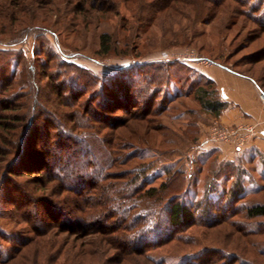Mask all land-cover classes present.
Returning <instances> with one entry per match:
<instances>
[{"label": "trees", "instance_id": "16d2710c", "mask_svg": "<svg viewBox=\"0 0 264 264\" xmlns=\"http://www.w3.org/2000/svg\"><path fill=\"white\" fill-rule=\"evenodd\" d=\"M1 1L0 28L3 30L0 34L6 35L15 43L34 29L33 23L40 16L35 7L39 0H29L27 6L20 4L23 0H15L13 3H8L12 0ZM81 1L82 5L101 11L105 9L107 1L115 14L117 3H124L132 13L131 8L134 7L137 11L134 13V21L139 23L137 29L143 28L147 32L152 26L162 25L160 28L163 35L180 40V45H184L188 37L192 39L199 36L200 33L194 29L199 23L210 24L221 15H225L228 21L235 14L251 17L254 23L264 29V9L261 8L264 2H259L258 8H252L251 4L250 13L243 10L248 2L242 0ZM14 24L16 28L12 26ZM174 26L178 30H174ZM99 38L100 54L109 55L113 51L109 35L102 33ZM34 60L38 58L35 57ZM242 61L252 66L251 71L257 69L260 62L264 61V46L244 56ZM48 63L49 60L42 63V66H49ZM61 64L65 65L63 61ZM175 65L176 62L167 64L168 67ZM215 65L249 78L264 93V66L259 68L261 74L256 78L249 72L227 65ZM178 68L177 72L181 76L176 71L172 74L168 70L156 72L152 69V75L147 81L132 89L131 82L127 79L122 82L121 79H116L117 76L116 83L109 90L103 87L104 83L101 81V91H107L110 95L106 100L98 102L97 108H93L91 93L100 78L90 70L77 67L80 80L74 77L73 84L67 90L55 83L49 85V91L43 95L39 81L51 76L47 73L42 75L40 65L35 66L34 61H30L23 51L0 50V69L4 74L0 81V191L3 186L12 189L11 193L5 192V201L13 208L10 214L23 223L30 224L32 219L40 221L41 217V214L31 210L21 211L25 206L31 207L32 204L39 203L44 208L42 227L33 229L32 239L20 245L15 257L0 264H9L19 254L20 258L13 264H25L30 251L35 253V257L42 254V264H58L56 261L62 259L71 235L87 238V242L81 243V249L76 252L71 250L66 253L63 261L69 260L68 256L72 260L68 264H105L106 260L102 258L106 247L117 250L107 259V264H165L163 260L155 261L147 252L167 247L171 243L181 250L188 248L185 264H235L239 253L241 256L247 254L246 246L253 247L247 239L252 232L246 231L245 224L239 223L237 218L240 214L247 220L264 217V204L241 203L243 196L247 195L244 194L246 184L252 183V178L243 182L242 176L248 172L241 168L239 161L238 164L230 161L217 162L213 158L208 167L210 178L207 179V183L211 185L205 187L200 200L192 206L180 200L181 194L186 191L183 171L166 170V179L157 187L145 189L144 168L121 167L139 155L138 147L132 142L133 135L162 130L160 125L156 126L152 121V127H149L148 116H158L164 107L137 112L136 98L131 95L137 94V88L140 92L147 93V101H152L155 94L163 91L162 88L168 90L177 82L175 96L180 94L178 90H182L185 97L192 95L198 103L199 112L216 118L225 108L226 105L219 100L212 81L188 66L181 65ZM126 70L132 69L127 66ZM140 70L142 71V67ZM140 70L135 67L136 74L144 73V69L142 72ZM121 73L125 75L124 72ZM60 77L58 75L56 80H62ZM63 84L64 81V87ZM166 94L165 97L170 102V97ZM41 96L47 104L42 110L44 123L40 127L35 124V120L41 115L36 109L41 106V101L38 100ZM6 99H11V102L3 103ZM17 100L23 103H16ZM16 106L20 111L11 113ZM35 110L37 114L34 113ZM116 111H122L126 116H116ZM188 126L189 129L193 127L191 132L195 135L196 121H189ZM126 149L132 152L125 155L123 152ZM258 162L264 176V155H259ZM23 175L33 177L34 180L29 184L36 183L38 188L33 190L24 187L26 185L17 179ZM227 175L234 178V183L229 191L211 201L208 196L216 193V182ZM1 209L3 207H0V211ZM196 224L209 230L215 229L214 233L203 238V241L208 240L213 244L206 242L202 247L191 236L186 235L188 228ZM52 230V237L65 233V240L58 244L54 238H46ZM263 230L264 228L258 231L263 233ZM118 232L127 245L120 244L119 237L115 235ZM218 233L222 239L218 238ZM90 236L100 237L88 239ZM220 240L225 244H222V248L215 246ZM225 247L233 248L239 253ZM257 254L264 258V252ZM254 256L256 254L239 264H255L258 260Z\"/></svg>", "mask_w": 264, "mask_h": 264}, {"label": "rangeland", "instance_id": "374dc122", "mask_svg": "<svg viewBox=\"0 0 264 264\" xmlns=\"http://www.w3.org/2000/svg\"><path fill=\"white\" fill-rule=\"evenodd\" d=\"M5 1L8 2L10 0ZM28 1L23 0L20 4L27 6L29 4ZM242 1L248 2L243 7V10L250 11V13L251 4L253 5L252 8H258V3L264 2V0ZM1 2L0 0V5ZM13 2L16 1L12 0L8 3ZM37 2L35 7L40 16L33 23L34 29L15 43H12L6 35L0 34V50L23 51L30 61H34L35 66L40 65L39 70L42 71V75L47 73L51 76L49 79L44 78V80L41 79L39 81L43 95L49 91V85L55 83L60 88L62 87L67 90L73 84L72 80L74 77L80 80L81 76L76 69L77 67L88 69L100 78V81L95 84L94 92L91 93V105L95 108L98 102L106 100V97L110 95L107 91L105 93L101 91L100 84L102 82L104 83L103 87L109 90L111 85L116 83L115 77L117 76L116 79H121L122 82H126V79L129 83L131 82L130 87L132 89V87H138V84L145 83L152 75V69L156 72L164 69L172 74L176 71L175 73L181 76L177 72V69L181 65L188 66L187 61L183 59V57L186 58L188 55L209 60L214 65L215 63H220L236 70L249 72L256 78H259L261 74L259 68L264 66V61H262L256 67L257 69L251 71L250 68L252 66L242 61L244 56L264 46V29H261L259 24L254 23L251 17L235 14L228 21L225 15H221L210 24L199 23L194 28L196 32L200 33L199 36H195L192 39L188 37L186 43L180 45V40H174V38L166 34L163 35L160 28L162 25L152 26L147 32L143 28L137 29L139 23L134 21V13H137L136 9L132 7V13L124 3H117V14H115L111 11L112 7L109 8L107 1H105L106 6L103 11L91 9L88 5L84 6L81 0H39ZM236 8L241 10L239 6H236ZM261 8L264 9V5ZM107 9H110V11H107ZM12 26L16 28L15 24ZM173 29L178 30V27L174 26ZM2 30L0 28V33ZM6 30L8 31L9 29L6 28ZM102 33L109 35L110 44L113 49L109 55L105 56L99 52V37ZM37 35L39 36L36 37ZM164 52L168 54L170 59L165 60L162 58ZM35 57L38 60H34ZM175 58L180 60H176ZM47 60H49V66H42V63H45ZM62 61L65 65L61 64ZM172 62H176V65L168 67L167 64ZM127 66L132 70H126ZM135 67H139V70L142 67V71L144 69L143 72L145 74H136ZM121 72H124L125 75ZM58 75L61 76L60 79L62 80H56ZM3 76L4 74H2V70L0 69V81L3 79ZM62 81H64V87L62 86ZM176 87H178L177 82L173 83L172 87L168 90L162 88L163 91L155 94V98L152 101H147V98H145L147 93L140 92L138 88L136 89L137 94H131L136 98L137 112L148 108L154 110L164 107L162 113L158 116H148L149 127H152L150 123L152 121L154 125H160L162 130L149 131L148 133L140 132V134L133 135L134 140L132 142L138 147L139 155L136 159L127 162L125 165L122 164L121 167L122 169H130L134 166L144 168L146 171L143 178L146 181L144 185L145 189L157 187L166 179V170L183 171L185 174L186 191L181 194L180 200L188 206H192V204L200 200L205 187L211 185V183H207V179L210 178L208 167L212 159H216L214 150H204L200 147L201 140L197 138L198 130L202 126L211 127L216 121L212 120L210 115L199 112L198 103L193 99L192 95L185 97L182 94V90H178L180 94L175 96ZM259 91L262 92L260 89ZM165 93L169 95L170 102L166 99ZM38 100L41 101V106H37L36 109L41 115L37 116L35 124L41 127L44 123L42 121V110H44L47 103L42 100V96ZM7 102H11V99H6V102L3 101V103ZM15 102L23 103L20 100ZM33 102L35 103V100ZM35 105L37 104L35 103ZM18 111L20 109L16 106L11 113H18ZM37 112L35 110L34 113L37 114ZM116 113V116H126L122 111H116ZM109 115L112 116L113 114ZM189 121H196L197 131L195 135L191 132L193 127L189 129ZM217 123L220 126H226L220 122ZM138 126L141 127L140 125ZM195 139L197 140L195 141ZM131 152L130 149H126L123 153L126 155ZM236 162L234 161L233 163ZM242 165L248 172L247 175L242 176L243 182H248L252 178V183L246 184L244 194L247 195L243 196L241 203L246 205L255 203L264 204V176L263 172L261 173L262 169L259 168L255 160H244ZM17 179L26 185L24 187L33 188V190L38 188L36 183L29 184V182L34 180L33 177L23 175ZM233 183L234 178L232 179L229 175L221 177L216 184L214 182L216 193L209 194L208 197L213 201L221 193L229 191ZM4 189L6 190L3 191ZM5 192L11 193L12 189L8 188V186H3L0 191V207H3L1 211L4 210L3 213L0 211V263H4L9 258L15 257L21 247L20 245L32 239L33 229L42 227L41 217L44 209L42 204L39 203H34L31 207L25 206L21 211L31 210L33 213L41 214V217L40 221L32 219L30 224L23 223L15 215L10 214L13 208L5 201V197L7 196ZM94 192L96 193V191ZM239 216L237 218L238 222L244 223L245 230H251L252 232L247 239L253 244V247L246 246L249 253L247 252L244 256H241V253L233 248H225L239 253L238 262H235V264H239L247 258H252L253 254H256L254 257L258 260L255 264H264V258H261L257 254L261 251L264 252V232L260 233L258 231L264 228V217L247 220L243 219L242 214ZM76 221L75 217L74 222ZM113 221L112 219L111 222ZM201 221L198 223H201ZM53 232L54 230L46 238L51 237L58 241V244L62 243L66 234L63 233L57 237H52ZM214 232L215 229L209 230L204 226L196 224L188 228L186 235L191 236L203 247L206 242L210 243L208 240L203 241V238H207L210 233ZM115 235L118 238L120 233L118 232ZM99 237L90 236L88 239ZM108 237L112 236H106V238ZM218 238L222 239L223 237L220 238L218 233ZM84 241L87 242V238H78L74 235L69 236L66 252H63L62 259H58L56 263H71L72 260L69 256L67 257L69 260L63 261L64 256L67 255L66 253H70L71 250L76 252L81 249V243ZM118 241L120 244L125 243L127 245L124 237H119ZM222 244L224 243L220 240L215 246L222 248L225 245ZM115 251L117 250L106 247L102 258V260H106L105 264L108 263L107 259L112 257ZM187 251L188 248L181 250L174 243H171L167 247L151 249L147 252V255L155 261L163 260L165 264H185L187 261L185 255ZM29 255L26 258L25 264H42V254L35 257V253L30 251ZM18 256L17 259L11 260L9 264L18 261L21 255L19 254Z\"/></svg>", "mask_w": 264, "mask_h": 264}, {"label": "crops", "instance_id": "0c3cea01", "mask_svg": "<svg viewBox=\"0 0 264 264\" xmlns=\"http://www.w3.org/2000/svg\"><path fill=\"white\" fill-rule=\"evenodd\" d=\"M189 68L204 76L214 84L219 100L225 103V108L212 120L226 126L247 123L254 125L256 134L243 148L237 149L226 143H217L203 148L214 150L217 162L243 161L258 162L259 155H264V102L258 98L259 88L247 77L232 73L217 65L187 63ZM209 126L199 127L198 139L208 132Z\"/></svg>", "mask_w": 264, "mask_h": 264}, {"label": "built area", "instance_id": "2783aa9c", "mask_svg": "<svg viewBox=\"0 0 264 264\" xmlns=\"http://www.w3.org/2000/svg\"><path fill=\"white\" fill-rule=\"evenodd\" d=\"M162 58L165 60L170 59L168 54L165 52L163 53ZM177 58L175 59L180 60ZM183 59L187 61V63L192 62L197 64L212 65V62L209 60L190 55L186 56V58L183 57ZM258 97L262 102L264 101V94L262 92H258ZM254 135L255 126L251 124L242 123L233 126H220L217 122H214L212 126L209 127L206 135L201 138L200 147L205 148L217 143H226L234 148L240 149L245 147Z\"/></svg>", "mask_w": 264, "mask_h": 264}, {"label": "bare ground", "instance_id": "6f19581e", "mask_svg": "<svg viewBox=\"0 0 264 264\" xmlns=\"http://www.w3.org/2000/svg\"><path fill=\"white\" fill-rule=\"evenodd\" d=\"M264 102V101H263Z\"/></svg>", "mask_w": 264, "mask_h": 264}]
</instances>
